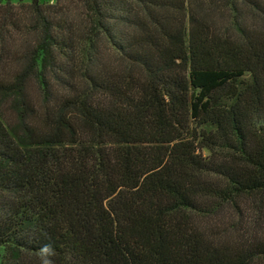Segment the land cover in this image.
I'll list each match as a JSON object with an SVG mask.
<instances>
[{"label":"trees","instance_id":"trees-1","mask_svg":"<svg viewBox=\"0 0 264 264\" xmlns=\"http://www.w3.org/2000/svg\"><path fill=\"white\" fill-rule=\"evenodd\" d=\"M49 243L264 264V0L0 3V264Z\"/></svg>","mask_w":264,"mask_h":264},{"label":"clouds","instance_id":"clouds-1","mask_svg":"<svg viewBox=\"0 0 264 264\" xmlns=\"http://www.w3.org/2000/svg\"><path fill=\"white\" fill-rule=\"evenodd\" d=\"M56 255L54 247L49 244H44L39 249V260L40 264H54V260L52 259Z\"/></svg>","mask_w":264,"mask_h":264},{"label":"rangeland","instance_id":"rangeland-1","mask_svg":"<svg viewBox=\"0 0 264 264\" xmlns=\"http://www.w3.org/2000/svg\"><path fill=\"white\" fill-rule=\"evenodd\" d=\"M6 1H8L11 4H16V3H19V2L28 3L30 0H0V3H4ZM41 2H43V3H52L53 0H41ZM29 94L32 97L36 96V90H35V87H34L33 84H31L29 86Z\"/></svg>","mask_w":264,"mask_h":264}]
</instances>
